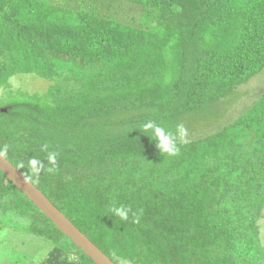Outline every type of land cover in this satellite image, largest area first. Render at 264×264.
I'll return each instance as SVG.
<instances>
[{"label": "trees", "instance_id": "1", "mask_svg": "<svg viewBox=\"0 0 264 264\" xmlns=\"http://www.w3.org/2000/svg\"><path fill=\"white\" fill-rule=\"evenodd\" d=\"M119 1L138 26L0 0V88L48 84L0 100V152L114 264H264V92L212 134L193 120L264 69V0ZM148 121L183 124L187 143L162 153ZM0 211L51 245L37 264H94L1 172Z\"/></svg>", "mask_w": 264, "mask_h": 264}, {"label": "rangeland", "instance_id": "2", "mask_svg": "<svg viewBox=\"0 0 264 264\" xmlns=\"http://www.w3.org/2000/svg\"><path fill=\"white\" fill-rule=\"evenodd\" d=\"M54 4L63 3L64 6L77 7L86 3L88 9L92 4L93 10L99 16L109 17L124 24L138 26L142 17L141 8L137 5L119 0H45ZM7 90L0 88V100H8L9 93L23 91L28 94L41 93L48 84L32 75L21 74L9 80ZM264 92V69L251 78L247 83L238 87L234 92L206 111L197 113L193 120L197 121L203 131L197 132L195 137L212 134L224 126L232 123L241 116L253 102ZM27 222L13 214L4 215L0 211V264H37L41 261L51 245L41 238L27 234ZM259 240L264 244V211L259 221ZM125 264V263H121Z\"/></svg>", "mask_w": 264, "mask_h": 264}, {"label": "water", "instance_id": "3", "mask_svg": "<svg viewBox=\"0 0 264 264\" xmlns=\"http://www.w3.org/2000/svg\"><path fill=\"white\" fill-rule=\"evenodd\" d=\"M0 172L12 183L15 189L24 195L62 235L67 237L94 264H114L4 156L0 157Z\"/></svg>", "mask_w": 264, "mask_h": 264}, {"label": "clouds", "instance_id": "4", "mask_svg": "<svg viewBox=\"0 0 264 264\" xmlns=\"http://www.w3.org/2000/svg\"><path fill=\"white\" fill-rule=\"evenodd\" d=\"M143 129L145 132L151 130L156 141L158 142L156 145L158 149L162 153H167L168 155L171 156H175L179 153L177 140L180 143H187V140L185 138L188 135V132L183 124H179L176 126L175 133L166 130L164 127L160 126L155 121H148L146 124L143 125ZM45 149H47V145H45ZM3 155H6V150L0 152V157H2ZM56 155L57 154L55 152H50L48 154V162L50 165H52V167L48 168V172L50 173L56 171V165H57ZM38 164L39 161H37L35 158L29 161V165L33 171H38L37 168ZM112 212L122 222H126L129 220L130 213L133 217L136 216V214L132 212V209L130 207H126L124 205H121L120 207H114L112 209ZM134 222H138V219L135 220Z\"/></svg>", "mask_w": 264, "mask_h": 264}]
</instances>
